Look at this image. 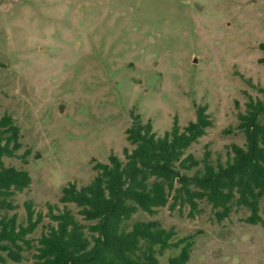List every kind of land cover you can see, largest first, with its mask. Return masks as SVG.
<instances>
[{
    "label": "rangeland",
    "instance_id": "1",
    "mask_svg": "<svg viewBox=\"0 0 264 264\" xmlns=\"http://www.w3.org/2000/svg\"><path fill=\"white\" fill-rule=\"evenodd\" d=\"M261 43L264 0H0V113L31 150L26 164L6 159L32 177L16 196L21 218L26 201L61 209L64 185L88 184L111 153L123 158L135 115L162 136L205 107L213 123L186 153L224 162L229 145H245L238 114L249 96L262 97ZM200 207L194 217L187 206L138 210L127 224L155 219L174 228V241L190 235L184 264H264V199L257 223L243 206L222 221ZM178 252L165 250L159 264ZM28 256L22 264H36Z\"/></svg>",
    "mask_w": 264,
    "mask_h": 264
},
{
    "label": "trees",
    "instance_id": "2",
    "mask_svg": "<svg viewBox=\"0 0 264 264\" xmlns=\"http://www.w3.org/2000/svg\"><path fill=\"white\" fill-rule=\"evenodd\" d=\"M260 47L264 51V43ZM257 90L262 97L249 96L244 112L238 114L235 129L244 133L245 145H229L224 162L220 158L213 162L209 151L202 159L186 153L213 123L205 107L196 108L195 120L182 129L174 120L162 136L153 132L149 120L135 115L126 129L133 147L123 149V158L111 153L107 162H95L88 184L64 185L58 197L61 209L47 203V212L42 213L26 201L25 218L19 215L16 196L31 185L32 177L6 159L19 158L26 164L31 150L24 148L14 117L0 113V263L22 264L30 253L36 264H159V257L171 247H179V252L168 258L169 264L186 263L191 236L174 241V228L155 219H138L128 226L127 220L138 210L153 215L160 207L187 206L188 216L194 217L202 210L200 203L206 202L217 221L243 206L250 211L246 221L260 222L264 86ZM38 226L42 229L35 237Z\"/></svg>",
    "mask_w": 264,
    "mask_h": 264
}]
</instances>
